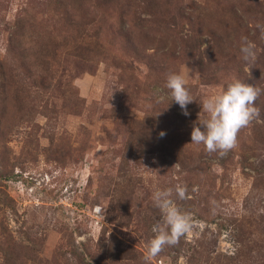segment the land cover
<instances>
[{
	"label": "rangeland",
	"instance_id": "374dc122",
	"mask_svg": "<svg viewBox=\"0 0 264 264\" xmlns=\"http://www.w3.org/2000/svg\"><path fill=\"white\" fill-rule=\"evenodd\" d=\"M262 26L264 0H0V264H264ZM235 80L259 115L190 143ZM167 188L193 227L148 258Z\"/></svg>",
	"mask_w": 264,
	"mask_h": 264
},
{
	"label": "clouds",
	"instance_id": "9594fccd",
	"mask_svg": "<svg viewBox=\"0 0 264 264\" xmlns=\"http://www.w3.org/2000/svg\"><path fill=\"white\" fill-rule=\"evenodd\" d=\"M264 33V26H262ZM242 59L246 62L255 58V44L242 37L240 46ZM166 88L170 95L183 111L189 115L187 105L191 99L186 80L179 73H170L167 76ZM261 90L256 86L235 80L229 83L222 93L207 98L202 103V109L208 114V118L199 125H193L191 142L197 145L203 144L208 152H219L222 156L235 147L237 133L242 127H246L256 116L259 115L255 101ZM165 133L161 132L163 136ZM176 194L183 199L186 189L176 186ZM173 189L167 188L156 190L152 199L155 207L161 214L162 220L153 227L155 236L147 242L148 258L158 255L165 245H175L182 236L190 233L193 227L189 213L181 212L172 199Z\"/></svg>",
	"mask_w": 264,
	"mask_h": 264
},
{
	"label": "trees",
	"instance_id": "16d2710c",
	"mask_svg": "<svg viewBox=\"0 0 264 264\" xmlns=\"http://www.w3.org/2000/svg\"><path fill=\"white\" fill-rule=\"evenodd\" d=\"M155 0H152V2H154ZM62 3H64V2H62Z\"/></svg>",
	"mask_w": 264,
	"mask_h": 264
}]
</instances>
